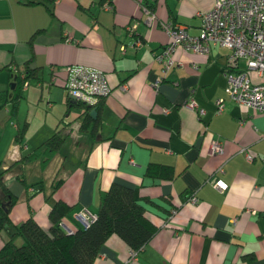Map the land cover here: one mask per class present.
<instances>
[{
	"label": "crops",
	"instance_id": "0c3cea01",
	"mask_svg": "<svg viewBox=\"0 0 264 264\" xmlns=\"http://www.w3.org/2000/svg\"><path fill=\"white\" fill-rule=\"evenodd\" d=\"M47 4L51 13L35 0H0V90L10 89L11 71L20 70L31 52L28 64L40 68L39 78L21 86L16 110L24 109L22 118L17 112L11 117L8 102L0 104V168L53 130L63 137L43 166L32 158L1 174L15 200L0 243L9 225L28 214L42 227L49 224L44 195L53 181L58 180L51 198L72 205L68 220L75 224L74 212L80 206L94 211L115 180L132 186L134 198L145 205L144 215L156 225L136 247L133 264H264V112L226 97L221 72L226 48L212 44L204 53L177 45L171 54L179 63L165 71L153 56L167 41L158 20L183 22L194 33L197 10L208 9L212 0ZM149 6L155 15L151 24L144 21L142 9ZM66 65L101 70L109 85L104 95L80 99L98 103L93 132L78 127L84 106L72 100L67 104V91L50 78L49 70H66ZM156 77L160 79L153 85ZM189 97L203 109L200 115L183 103ZM217 97L222 98L219 110ZM23 124L21 145L14 134ZM211 136L221 143L215 154L207 153ZM148 162L169 165L173 173L150 177L143 173ZM219 163L221 171L216 170ZM214 176L226 182L224 189L212 185ZM190 194L194 201H189ZM128 250L110 233L90 264H129Z\"/></svg>",
	"mask_w": 264,
	"mask_h": 264
},
{
	"label": "trees",
	"instance_id": "16d2710c",
	"mask_svg": "<svg viewBox=\"0 0 264 264\" xmlns=\"http://www.w3.org/2000/svg\"><path fill=\"white\" fill-rule=\"evenodd\" d=\"M35 1L42 2L51 13L47 0ZM31 37L32 34L28 37L29 44ZM31 57L32 52L23 60L20 70L15 68L11 71L13 80L9 81V85L13 82L12 87L9 90H0V104L8 102L10 115L16 112L21 86L29 78L40 77L39 66L28 64ZM49 72L50 75L54 73L53 83L65 86L66 70H49ZM69 100L84 106L78 114L82 115L78 127L81 130L95 131L99 121L97 101L86 103L69 97L66 99L67 104H70ZM90 107L94 109L93 114L88 111ZM24 129L23 124L14 134V140L21 145H23L21 137ZM62 139L57 130H53L29 151L0 168V230L10 223L8 209L15 200V195L8 190L1 178L3 171L11 164L32 158H38L40 166H43L60 146ZM143 173L150 177L166 178L172 175L173 170L166 164L148 162ZM57 182L58 180L53 181L49 192L44 195L49 201L47 211L49 224L42 227L31 214H28L18 223L10 225L11 230L0 243V264H90L99 246L110 233L119 236L129 248H136L142 245L156 229V225L144 215L145 205L134 198L132 186L115 180L109 183L98 199L93 211L95 217L84 226L79 224L77 219L74 224L68 220V212L72 205L59 198H51ZM145 201L153 202L150 199ZM61 222L68 227V230L60 226Z\"/></svg>",
	"mask_w": 264,
	"mask_h": 264
},
{
	"label": "built area",
	"instance_id": "2783aa9c",
	"mask_svg": "<svg viewBox=\"0 0 264 264\" xmlns=\"http://www.w3.org/2000/svg\"><path fill=\"white\" fill-rule=\"evenodd\" d=\"M104 4L107 5L106 2ZM142 9L146 13L144 21L151 24L155 20L152 8ZM196 14L199 24L194 33L188 32L183 22L158 20L167 34V41L153 54L154 59L160 63L161 70L165 71L172 64L179 63L171 54L177 45L204 53L212 44L222 46L226 48L221 66L226 97L257 112H264V0H212L208 9L197 10ZM134 43L138 44L139 38H135ZM65 69L70 74L65 78L64 87L71 98L85 99L88 96H101L109 91L101 70L82 65H66ZM249 71L254 73L253 77H250ZM50 78H54L53 73ZM159 79L156 77L151 83L156 85ZM183 103L195 110L197 115L203 110L192 97ZM215 104L216 110H219L222 98H215ZM220 151L219 138L209 137L207 153L215 154ZM243 155L245 159L251 157L245 150ZM216 170H222L221 163L216 166ZM211 183L217 189L226 187V182L220 176H214ZM188 199L194 201L195 196L190 194ZM73 215L83 226L95 217V213L85 206H80ZM137 248H129V264H133Z\"/></svg>",
	"mask_w": 264,
	"mask_h": 264
},
{
	"label": "rangeland",
	"instance_id": "374dc122",
	"mask_svg": "<svg viewBox=\"0 0 264 264\" xmlns=\"http://www.w3.org/2000/svg\"><path fill=\"white\" fill-rule=\"evenodd\" d=\"M28 109H30V107H29ZM23 111H24V109H21V106H19V108H18V112H17V110H16V112H17V116L20 117V118H22L23 115H24V114H23ZM39 112H42V109L39 110ZM15 114H16V113H15ZM40 115H41V113H40ZM14 116H15V115H11L12 118H14ZM49 117H50V115L47 114V118H49ZM36 122H39V120H36ZM31 133H32V131H31ZM30 135H32V134H30ZM25 137H26V136H25ZM30 143H31V142H30ZM64 225H65V224H64L63 222L60 223V226L63 227V228L65 229ZM9 226H10V225H9ZM65 226H66V225H65ZM3 229H4V228H2L1 230H3ZM1 230H0V231H1ZM66 230H68V227H67Z\"/></svg>",
	"mask_w": 264,
	"mask_h": 264
},
{
	"label": "water",
	"instance_id": "95a60500",
	"mask_svg": "<svg viewBox=\"0 0 264 264\" xmlns=\"http://www.w3.org/2000/svg\"><path fill=\"white\" fill-rule=\"evenodd\" d=\"M12 84H13V82L10 83V85H9L10 88L12 87ZM88 111H89V113H91V114L94 113V109H93L92 107H90ZM64 227H65V229H67V226L64 225Z\"/></svg>",
	"mask_w": 264,
	"mask_h": 264
}]
</instances>
